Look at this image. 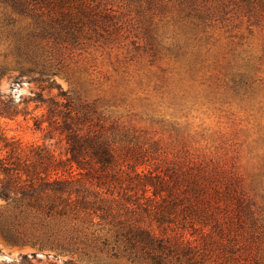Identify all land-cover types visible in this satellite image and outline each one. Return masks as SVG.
<instances>
[{
	"label": "rangeland",
	"instance_id": "374dc122",
	"mask_svg": "<svg viewBox=\"0 0 264 264\" xmlns=\"http://www.w3.org/2000/svg\"><path fill=\"white\" fill-rule=\"evenodd\" d=\"M83 1L95 16L75 41L36 39L55 82L109 132H127L171 167L184 161L205 174L233 175L244 197L235 239L246 255L241 262L264 264V0ZM30 28L29 17L0 2V65L8 68L0 77V107L43 86L18 76L15 67L14 34ZM32 109L0 118V156L4 144L64 151L35 128L43 109ZM218 242L216 234L209 239L214 259L233 264V252L221 253ZM32 252L45 260L50 251L9 243L0 233V262ZM80 263L143 264L98 250Z\"/></svg>",
	"mask_w": 264,
	"mask_h": 264
},
{
	"label": "trees",
	"instance_id": "16d2710c",
	"mask_svg": "<svg viewBox=\"0 0 264 264\" xmlns=\"http://www.w3.org/2000/svg\"><path fill=\"white\" fill-rule=\"evenodd\" d=\"M0 2L31 19L26 33L14 34L15 67L18 76L43 85L16 104L2 102L0 118L29 114L30 104L32 110L43 109L33 118L35 128L64 148L55 153L43 143L24 152L3 145L7 150L0 156V233L9 243L50 252L45 260L32 252L0 264H81L89 250L111 251L143 264H222L209 248L215 234L221 253L233 252V264H245L241 261L246 255L235 241L243 224L244 197L233 175L205 174L184 161L171 167L166 158L132 143L127 132H109L87 105L77 106L53 79L55 72L36 39L75 41L88 17L95 16L89 3ZM7 69L0 65V77ZM140 166L148 168L138 170ZM59 255L67 258L58 263Z\"/></svg>",
	"mask_w": 264,
	"mask_h": 264
},
{
	"label": "water",
	"instance_id": "95a60500",
	"mask_svg": "<svg viewBox=\"0 0 264 264\" xmlns=\"http://www.w3.org/2000/svg\"><path fill=\"white\" fill-rule=\"evenodd\" d=\"M6 258H7V259H11V257H10V256H6Z\"/></svg>",
	"mask_w": 264,
	"mask_h": 264
}]
</instances>
